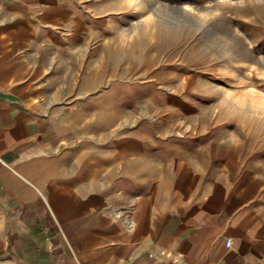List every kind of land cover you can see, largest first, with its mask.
Returning <instances> with one entry per match:
<instances>
[{
	"label": "crops",
	"instance_id": "obj_1",
	"mask_svg": "<svg viewBox=\"0 0 264 264\" xmlns=\"http://www.w3.org/2000/svg\"><path fill=\"white\" fill-rule=\"evenodd\" d=\"M103 66L104 0H0V264H264L262 184L225 149L129 193L140 149L80 140Z\"/></svg>",
	"mask_w": 264,
	"mask_h": 264
},
{
	"label": "rangeland",
	"instance_id": "obj_2",
	"mask_svg": "<svg viewBox=\"0 0 264 264\" xmlns=\"http://www.w3.org/2000/svg\"><path fill=\"white\" fill-rule=\"evenodd\" d=\"M100 74L70 110L104 160L124 144L140 149L143 182L126 179L129 193L225 149L222 159L260 179L264 204V0H104Z\"/></svg>",
	"mask_w": 264,
	"mask_h": 264
},
{
	"label": "built area",
	"instance_id": "obj_3",
	"mask_svg": "<svg viewBox=\"0 0 264 264\" xmlns=\"http://www.w3.org/2000/svg\"><path fill=\"white\" fill-rule=\"evenodd\" d=\"M231 243H232V238H228L227 241H226V244L230 245Z\"/></svg>",
	"mask_w": 264,
	"mask_h": 264
}]
</instances>
